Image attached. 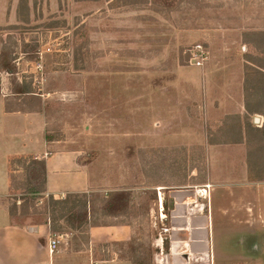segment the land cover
<instances>
[{
  "label": "rangeland",
  "instance_id": "1",
  "mask_svg": "<svg viewBox=\"0 0 264 264\" xmlns=\"http://www.w3.org/2000/svg\"><path fill=\"white\" fill-rule=\"evenodd\" d=\"M256 7V0H0V58L12 70L11 74L0 70V88L4 87V95L8 96L7 110L27 112L39 106L46 118L47 140L70 142L69 149L88 155V161L98 156L92 165V174L99 173L100 180L114 181L117 173L124 178L126 173L135 177L136 189L122 192V203L115 197L104 200L96 195L93 198V212L98 216L94 220L107 222L102 218L116 215L120 217L118 222L130 225L131 241L123 247L121 256L153 264L159 247L164 254H169V228L165 222L159 221L157 213L148 212L157 207V193L146 186L144 189L141 178L143 156L148 154L142 144L147 139L162 141L167 146L179 145L189 139L194 143L202 139L207 142L216 138L214 141H219L217 127L221 117L191 116L188 108L182 125L152 128V135L148 137L144 131L154 117L139 108L142 100H135V111L128 116L122 114L123 110L116 112L112 109L114 88L110 84L111 74L123 77L125 81L133 79V90L136 97H140L145 88L143 72L150 68L154 71L166 68L165 63L157 64L158 61L155 66L153 63L145 66L142 57L155 58L161 54V43L176 42L179 64L202 68L209 59L210 40L219 37L221 41L222 31L236 29L245 20H250L247 24L252 23ZM147 15L155 18L153 23L158 27L156 31H159L157 37L160 40L157 48L149 51L146 50L151 37L148 33L143 34L144 30L146 32L143 22H152ZM159 15L162 19H158ZM127 28L131 34L127 33ZM190 30L206 37L200 36L191 44L182 43L184 32ZM212 30L217 31L214 37ZM196 45L202 46L207 53L200 66L191 61L190 50ZM167 57L171 61L174 59L169 54ZM15 83L29 84L35 97L23 100L13 96L11 89ZM164 87L169 90L170 85ZM118 101L122 103L121 98ZM188 126L192 129L187 133ZM152 153V175L155 177L162 171L164 182H175L181 187L190 182L191 173L197 176L199 184L205 181L208 162L210 169H219L224 164L222 157L212 159L206 156L204 148L196 146L159 148ZM114 160L119 163L110 162ZM40 168V160L26 157L22 164L16 163L12 169L16 178L23 180L24 176L34 178L37 169L42 172ZM103 173L110 175L103 178ZM177 177L182 178L176 181ZM121 178L119 187L126 188L127 183ZM262 178L264 181L263 172ZM38 181L32 180L31 186ZM203 189L207 190L203 185L196 187V190ZM206 194L200 196L205 204ZM9 197L13 195L10 193ZM20 202L17 200L16 205ZM36 207V214L42 215L41 200L36 201ZM125 208L127 211L119 212ZM215 209L212 227L210 224L211 264H264V240L260 255L259 251L254 252L253 244L235 236L233 232L237 229L231 226L229 214L217 213ZM104 210L106 215L102 213ZM84 219L77 218L75 211L70 220L73 230L60 220L58 225L62 228L55 234L86 231L88 225L83 223ZM163 228L168 231L164 232Z\"/></svg>",
  "mask_w": 264,
  "mask_h": 264
},
{
  "label": "crops",
  "instance_id": "2",
  "mask_svg": "<svg viewBox=\"0 0 264 264\" xmlns=\"http://www.w3.org/2000/svg\"><path fill=\"white\" fill-rule=\"evenodd\" d=\"M256 6L252 23L247 24L250 20H245L236 29L222 31V36L219 35L221 41L219 37L210 40L209 59L202 68L180 65L177 43L172 42L161 43L159 56L142 57L145 66L152 63L155 66L158 61L157 64L165 63L166 68H159L160 71L150 68L143 72L145 88L140 97H136L133 90V79L125 81L123 77L111 74L110 84L114 88L112 109L116 112L123 110L122 114L128 116L135 111V100H142L139 108L154 117L144 131L148 137L153 129H160L163 125H182L188 108L191 116L221 117L217 127L219 141H214L216 138L207 142L202 139L194 143L189 139L179 145L167 146L162 141L147 139L142 144L148 154L143 156L141 178L144 189L146 186L157 193V209L148 212L158 216L165 214L163 222L171 235L169 264H211L210 224L212 227L214 206L215 212L229 214L231 226L237 229L233 232L235 236L253 244L254 252L263 253L264 188L261 186L264 181H249L248 178L252 173L254 178H262L256 165L261 166L264 161V153L256 151L257 148L264 149V0H256ZM149 21L152 22H143L146 26L143 34L148 33L151 37L146 51L159 45L160 41L158 27L153 23L155 18L151 17ZM127 31L131 34L129 29ZM210 32L213 37L217 34L215 30ZM200 36L206 37L198 31L184 32L182 43L191 44ZM168 54L174 57L172 61L167 59ZM167 85H170L169 90L164 87ZM3 89L0 88V264H132L130 258L121 256L123 247L131 241L132 231L128 223L118 222L119 216L103 217L102 220L107 222H101L94 220L98 219L94 214L95 224L88 223L86 231L60 235L51 232L47 214L9 216L8 162L17 157L41 161V195L52 196L55 200L63 199L67 194L107 196L108 193L132 192L136 188L131 173H126L125 178L117 173L114 181L108 183L105 179L100 180L99 173L92 174V165L98 156L88 161V155L69 149L70 142L47 140L44 112L7 110L8 96L4 95ZM120 98L122 103L118 101ZM186 129L188 133L192 128L188 126ZM4 140L7 143L4 144ZM182 146L204 148L206 156L212 159L222 157L224 164L219 169H210L208 162L207 178L201 184L193 173L190 182L183 187L175 182H164L162 171L154 177L152 152ZM110 173H103L102 177ZM120 177L125 179L126 188L119 187ZM180 178L177 177L176 181ZM202 185L207 187V204L200 199V190H196ZM51 237H57L59 242L54 253L48 249Z\"/></svg>",
  "mask_w": 264,
  "mask_h": 264
},
{
  "label": "trees",
  "instance_id": "3",
  "mask_svg": "<svg viewBox=\"0 0 264 264\" xmlns=\"http://www.w3.org/2000/svg\"><path fill=\"white\" fill-rule=\"evenodd\" d=\"M21 3L19 5V8H21ZM24 8L26 7V4L24 3ZM26 9V8H25ZM20 11V10H18ZM0 70L6 71L8 73H12V70L10 69L7 62L1 61L0 58ZM11 94L13 96L21 97L23 100L30 99L31 97H35L34 92L31 90V86L24 83H15V87H12ZM39 104V103H38ZM40 108L37 106V108L30 109L29 112H39ZM262 133V131H260ZM257 152L261 151L264 153V149L257 148ZM26 158L24 157H17L10 159L8 162V178H9V191L13 195V197H8L7 200V210L8 214L11 218L24 215H32L37 213V207H36V201L41 200L43 203V213L47 214L49 217V225L50 230L52 233H58L62 227L58 225V221L62 220L63 222L68 224V228L70 230H73V225L71 224V219L76 211V217L85 218L84 224H95V221H93L92 217L95 214L93 212V198L95 196L88 197L85 194L79 195V194H67L63 199L55 200L52 196L44 197L41 195V190L43 188V180H42V172L40 173L39 169H37V175L34 176V178L31 177H25L24 179H17L16 176L13 173V166L14 164H22L25 161ZM257 169L261 171V173H264V161L262 160V164L256 165ZM41 170V168H40ZM258 173V172H257ZM249 181H261L263 178H254L253 173L248 176ZM36 185L31 186V181L37 180ZM19 194V197L17 195ZM29 197H27V195ZM122 192L118 193H109L107 196L98 195L96 197H100L104 200H109L111 197H115L116 199H119V203H122ZM95 199V198H94ZM20 200V204L16 205V201ZM125 209H122L119 212H125L127 211ZM103 210V209H102ZM105 210L102 212L104 214ZM106 215V214H104ZM82 223V222H81ZM130 261L132 264H143L141 260L131 259Z\"/></svg>",
  "mask_w": 264,
  "mask_h": 264
},
{
  "label": "built area",
  "instance_id": "4",
  "mask_svg": "<svg viewBox=\"0 0 264 264\" xmlns=\"http://www.w3.org/2000/svg\"><path fill=\"white\" fill-rule=\"evenodd\" d=\"M191 61L196 66H200L202 62L206 59L207 53L204 51L203 47L200 45H196L193 49L190 50ZM207 189V187H204ZM203 191H205L203 189ZM201 195V192H199ZM159 220L162 222L166 217L162 213L158 216ZM164 232H167V228H163ZM58 239L57 237H51L48 242V249L50 253H54L58 247ZM169 254H164L161 247H159V253L155 255L154 260L156 264H169Z\"/></svg>",
  "mask_w": 264,
  "mask_h": 264
},
{
  "label": "bare ground",
  "instance_id": "5",
  "mask_svg": "<svg viewBox=\"0 0 264 264\" xmlns=\"http://www.w3.org/2000/svg\"><path fill=\"white\" fill-rule=\"evenodd\" d=\"M200 192H201V195H203L205 193V191H203V190H201Z\"/></svg>",
  "mask_w": 264,
  "mask_h": 264
}]
</instances>
